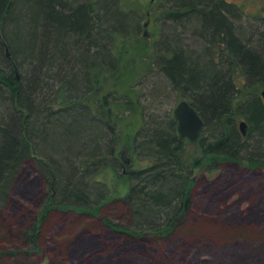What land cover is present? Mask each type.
<instances>
[{"label":"trees","instance_id":"trees-1","mask_svg":"<svg viewBox=\"0 0 264 264\" xmlns=\"http://www.w3.org/2000/svg\"><path fill=\"white\" fill-rule=\"evenodd\" d=\"M15 1L0 0V93L4 91L10 102V109L7 111L5 108L2 116L6 113L8 119L0 118V216L9 200L13 181L24 164L31 162L46 190L36 221L18 232V237L25 244L37 245L38 228L51 211L96 215L109 202L120 208L124 219L131 223L118 224L102 217L101 222L107 229L132 239L145 234L154 239L169 236L180 225L176 220L183 221L186 216L191 201V175L205 157L212 155L220 160L243 162L240 153L248 140H254L256 150L264 146V102L261 96L254 94L250 99L237 100L234 94V90L240 93L241 88L234 84L241 77L245 80L256 78L264 86V29L244 43L227 19V14H237L232 5L227 6L229 2L170 0L173 7L167 12L168 16L173 20L194 17L203 30L204 37H201L213 46L219 44L218 53L233 63L230 72L225 69V73L220 74L215 70L216 63L212 58L207 66L198 67L175 52L165 55L160 62L161 70L173 86L188 96L186 101L202 118L210 137H202L204 127L193 140L181 137L171 115L166 128H153L137 141L138 132L147 126L140 124L133 137V153L139 158L148 156L150 164L128 171L125 178L127 189L122 195L111 196L100 182L91 181L94 184V197L91 199L86 194L85 177L90 175L92 178L109 166L116 169L109 145L112 138L114 144L117 138L112 137L109 141V133L105 129L97 134V125L102 127L100 121L110 131L114 129L104 119L111 117V111L109 106L102 110L96 102L99 92L117 72L118 51L125 46L124 41L118 48V41H123V35L129 32L123 24L125 16L118 12L117 5L122 4L124 9L130 0H111L114 11L109 8L105 14L106 20L112 18L113 31L104 33L105 20L97 14L102 8L97 7V0H83L72 7L66 6L64 0H24L25 10L29 2L34 1L38 14L23 22V39L17 34L10 36L5 31L4 25L12 18ZM235 9L242 11L240 6ZM224 10L228 13L224 14ZM257 17L264 20V0H261ZM107 36L112 39V44L105 39ZM125 40L128 42L126 47L131 49V42L135 39ZM5 47L9 56L4 53ZM89 50H92L91 57L85 54ZM77 66L80 68L75 73ZM27 73L34 80L25 83L23 78ZM52 75H55L60 88L46 100L42 91ZM33 87L37 92L40 90L37 98H40L41 105L26 95L27 89ZM196 95L204 98L198 101ZM52 102L56 109L51 108ZM112 102L117 109L120 108L115 101ZM91 103L96 105L94 109L100 115H92ZM238 115L246 120L245 135L240 133L236 123ZM84 125L92 134L84 136ZM71 126L75 128L72 133L69 130ZM58 133L63 135L60 136L63 139L67 134L74 135V145L62 139L59 147H50L48 139ZM37 135L45 151L36 150L39 148L34 143ZM106 137L108 140H104ZM80 144L81 150L78 149ZM259 156L250 154L243 163L249 168L264 169V157ZM110 161L114 165L109 164ZM212 166L216 168L215 164ZM138 262L137 259L135 263Z\"/></svg>","mask_w":264,"mask_h":264},{"label":"rangeland","instance_id":"rangeland-1","mask_svg":"<svg viewBox=\"0 0 264 264\" xmlns=\"http://www.w3.org/2000/svg\"><path fill=\"white\" fill-rule=\"evenodd\" d=\"M64 1L66 6L72 7L83 0ZM226 1L230 3L227 6L232 5L237 14L231 16L226 10L224 14H227V19L244 43L251 41L258 31L264 29V20L257 17L261 0ZM121 5L118 4L117 9L124 14L123 24L129 32L123 33V41H118V48L124 41L125 46L118 51L115 79L107 81L105 88L97 95L96 102L102 106V110L109 106L111 111V117L104 119L114 129L110 131L99 120L103 128L97 125V134L105 129L108 130L109 141L112 137L117 138L115 144L112 138L109 145L116 165L112 161L109 164L116 169L109 166L92 178L90 175L85 177L83 182L87 187L86 194L91 199L94 197V184L91 181L100 182L110 191L111 196L125 193L128 171L145 168L150 164L148 156L139 158L133 153L135 130L141 125H147L138 132V141L153 128H166L173 116L174 106L188 99L161 70L160 62L165 55L181 53L183 59L198 67L207 66L212 58L213 63H216L215 70L220 74L225 73V69L230 72L233 66L229 62L230 58L218 53L221 48L219 44L213 46L202 38L203 30L194 17L173 20L168 16L167 12L173 7L170 0H130L124 9ZM237 6L242 11L235 9ZM97 7H102L97 14L105 20L102 33L112 30V18L106 20L105 14L109 8L114 11L111 0H97ZM25 9L24 0L14 2L12 18L4 25L10 36L17 34L23 39V22L38 14L34 1L29 2L27 11ZM115 19L117 21V16ZM126 38L132 41L135 39L131 42V49L126 47ZM105 39L112 44L111 38L107 36ZM91 51L85 54L91 57ZM79 68L76 67L75 73ZM40 76L37 75L38 78ZM55 79V75H52L48 78V84L44 85L42 94L47 97L46 100L52 98L60 88ZM23 80L28 83L34 78L27 73ZM262 85L256 78L245 80L241 77L234 84L241 88L240 93L234 90V94L237 100L250 99L254 94L260 96L264 89ZM35 90L34 87L27 89L26 95L41 105L40 98H37L40 90ZM0 94V118L8 119L6 113L2 116L5 108L7 111L10 109V102L4 91ZM202 97L196 95L198 101ZM112 101L119 105V110ZM91 104L92 115H100L94 109L96 105ZM50 105L52 109L57 108L53 102ZM241 120L246 122L243 116L238 115L237 125ZM69 130L72 133L74 126ZM82 130L84 136L92 134L86 125ZM201 134L204 138L209 136L206 125ZM60 136L63 135L58 133L49 138L48 145L59 147L65 139L74 145V135L67 134L65 139ZM34 139L40 148L35 147L36 150L45 151L40 137L37 135ZM256 146L254 140H248L240 153L241 158L246 160V157L254 153L255 156L258 154L264 157V146L259 150H256ZM243 162L220 160L212 155L205 157L191 175V201L186 216L183 221L176 220L180 225L169 236L154 239L145 234L132 239L107 229L101 222L102 217H108L118 224L129 222L124 219L120 208L117 209L116 205L109 202L96 215L68 210L51 211L38 228L36 247L31 243L25 244L18 237L19 231L36 221L46 190L33 164L27 162L13 181L9 200L0 216V264H136L137 259L138 264H264V169L249 168ZM212 164L216 168H212Z\"/></svg>","mask_w":264,"mask_h":264},{"label":"water","instance_id":"water-1","mask_svg":"<svg viewBox=\"0 0 264 264\" xmlns=\"http://www.w3.org/2000/svg\"><path fill=\"white\" fill-rule=\"evenodd\" d=\"M9 50L5 47V55L9 56ZM18 79V76H16ZM264 102V89L260 92ZM173 117L176 120V131L181 137L190 140L195 139L203 129L204 122L197 111L186 100L179 101L173 108ZM239 131L242 135L246 134L247 123L241 120L238 124Z\"/></svg>","mask_w":264,"mask_h":264}]
</instances>
